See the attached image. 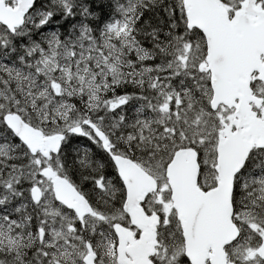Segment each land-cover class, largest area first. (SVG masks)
I'll use <instances>...</instances> for the list:
<instances>
[{
    "label": "snow or ice",
    "instance_id": "1",
    "mask_svg": "<svg viewBox=\"0 0 264 264\" xmlns=\"http://www.w3.org/2000/svg\"><path fill=\"white\" fill-rule=\"evenodd\" d=\"M0 264H264V0H0Z\"/></svg>",
    "mask_w": 264,
    "mask_h": 264
}]
</instances>
